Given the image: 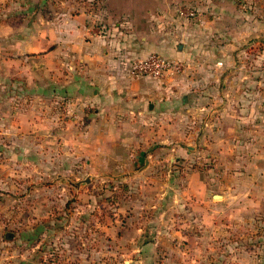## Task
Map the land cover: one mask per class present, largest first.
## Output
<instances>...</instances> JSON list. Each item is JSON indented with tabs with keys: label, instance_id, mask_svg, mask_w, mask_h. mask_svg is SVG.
Here are the masks:
<instances>
[{
	"label": "crops",
	"instance_id": "obj_1",
	"mask_svg": "<svg viewBox=\"0 0 264 264\" xmlns=\"http://www.w3.org/2000/svg\"><path fill=\"white\" fill-rule=\"evenodd\" d=\"M22 1L20 21H0V76L18 66L27 84L15 122L17 87L0 81V200L30 161L63 152L75 174L142 193L106 223L119 264H227L232 234L264 251V0L248 16L211 0ZM152 53L185 69L132 77Z\"/></svg>",
	"mask_w": 264,
	"mask_h": 264
},
{
	"label": "rangeland",
	"instance_id": "obj_2",
	"mask_svg": "<svg viewBox=\"0 0 264 264\" xmlns=\"http://www.w3.org/2000/svg\"><path fill=\"white\" fill-rule=\"evenodd\" d=\"M211 2L215 6L246 8V16L249 7L256 6L254 0ZM23 3L22 0H0V21L4 17L20 21ZM5 9L6 14L3 13ZM252 49L258 54L260 46ZM245 50L250 52L247 47ZM22 75L17 66L9 76L3 72L0 76L2 83L6 77V81H12L17 87L8 95L11 98L6 101L5 110L12 113L15 122H18L16 114L25 111L21 104H27V99L17 94L27 85ZM56 152L45 153V158L38 162L30 161L21 187L18 177H13L11 188L6 191L9 197L0 200V264H119V257L114 253L120 243L105 238L106 223L114 221L117 203L140 199L142 193L135 197L136 192L126 191L121 178L111 180L77 175L68 169L66 153L55 155ZM238 236L232 234L220 241L223 255L219 257L223 262L259 264L260 260L264 261V251L259 253L257 250L258 238L256 241L251 235ZM22 249L27 252L20 255ZM101 251L113 254L104 255Z\"/></svg>",
	"mask_w": 264,
	"mask_h": 264
},
{
	"label": "built area",
	"instance_id": "obj_3",
	"mask_svg": "<svg viewBox=\"0 0 264 264\" xmlns=\"http://www.w3.org/2000/svg\"><path fill=\"white\" fill-rule=\"evenodd\" d=\"M178 14L182 19H194L197 11L189 7H180ZM185 69V63L174 61L156 53L142 59H134L129 64V73L134 78H164L180 74Z\"/></svg>",
	"mask_w": 264,
	"mask_h": 264
}]
</instances>
